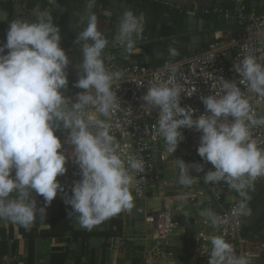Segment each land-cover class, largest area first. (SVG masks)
Returning <instances> with one entry per match:
<instances>
[{"label":"clouds","instance_id":"9594fccd","mask_svg":"<svg viewBox=\"0 0 264 264\" xmlns=\"http://www.w3.org/2000/svg\"><path fill=\"white\" fill-rule=\"evenodd\" d=\"M48 3L55 5L56 0ZM84 5L76 24L82 30L74 41L82 55L73 84L81 91L74 99L66 95L71 61L61 47V29L51 7L41 10L38 5L31 20L9 21L6 42L0 43V220L25 229L32 225L37 211L46 216V208L58 193L71 208L67 219L75 216L79 226L89 231L131 211L133 173H143L146 168L144 160L125 155L111 134V118L121 106L113 88L123 73L106 68L103 58L105 49L114 43L132 52L143 38L145 16L123 10L109 41L98 28L97 0H84ZM258 36L264 43V32ZM167 51L170 61L161 71L171 75L166 80L157 76L159 82L150 83L142 96V108L147 115L157 110L154 127L171 156L184 140L181 129L201 134L197 153L203 164L175 159L177 182L185 189L199 180L209 186L223 183L241 198L231 215L249 217L248 193L258 180H264V148L253 138V129L264 126V116L257 117L248 97L264 100V64L245 55L232 68L239 81L219 78L221 91L201 97L205 112L196 115L194 109L180 103L185 94L184 86L176 82L181 65L171 62L180 53L176 47ZM58 132L65 136L63 143ZM65 145L71 148L67 154ZM69 160L80 176L73 182L71 195L57 179L66 174ZM208 163L214 170L202 177L190 174V170L204 173ZM36 196L43 197L44 207H37ZM199 215L217 230L228 220L211 208H203ZM206 239L211 246L206 250L208 264H253L250 255L237 254L223 235Z\"/></svg>","mask_w":264,"mask_h":264},{"label":"crops","instance_id":"0c3cea01","mask_svg":"<svg viewBox=\"0 0 264 264\" xmlns=\"http://www.w3.org/2000/svg\"><path fill=\"white\" fill-rule=\"evenodd\" d=\"M241 2L247 8H253L256 11L264 10V0H97L95 12L98 17V28L103 31L109 41L115 34L118 17L125 9H132L137 13H143L146 19L145 31L143 38L137 42L132 52H125L120 44H110L105 52L111 53L120 62L119 67L131 63H138L150 67H160L164 62L170 60L168 55L169 47L179 49L183 42V49L186 54L183 58L190 57L195 54L206 52L209 47L216 43H222L235 33L234 20L231 16L224 18L219 14H214L215 8L233 12L237 4ZM39 5L41 10L52 8V15L57 26L61 29L62 41L64 47H79L74 43L77 33L82 30L77 27L79 15L84 10V0H56L55 5H49L48 0H0V13H3L5 19L0 20V36H3L9 27V21L21 18L24 20L33 19V10ZM194 12L195 16L191 17L177 10ZM51 10V9H49ZM209 14H204V11ZM181 47V48H182ZM70 65L68 72V90L66 94L75 90L74 82L78 79L76 65L82 62L81 51L68 54ZM176 59V58H175ZM175 159H181L176 156H169L165 163L161 166L162 174L165 178L176 179L178 169ZM191 159V158H189ZM200 160L201 158H192ZM186 161L187 159H182ZM186 163V162H185ZM208 170H214L213 166L208 163L205 165L204 173H196L190 170V174L196 177H202ZM198 187L206 188L212 186L205 185L202 180L197 182ZM217 198L207 196L201 200L200 205L182 206L181 212L177 213L178 229L167 239V243L172 251V256L162 261L149 264H196V259L190 251L191 237L201 226L205 220L199 215L203 208H211L218 215L228 211L232 194L227 185L221 183L216 185ZM189 193L188 189L183 188L179 184L175 188L164 189L162 195L169 198L172 209L175 211L183 203L185 196ZM248 206L251 209V215L244 217L242 234L246 240L243 245V253L250 255L253 264H264V235L261 233L263 221L260 212L264 210L260 205L264 201V180L255 185L254 190L248 193ZM259 200L258 204L254 202ZM162 197L156 195L150 197L141 205L146 213L155 214L160 210ZM49 211L46 208V216L38 212L36 224V235L27 240L21 235L22 227L16 225L8 231H0V264H27L30 257L31 264H50V256L52 253H61L66 249L75 250L79 241L71 240L65 237L63 242L58 243L53 239L45 238L42 232L47 229L50 219ZM114 216L112 218H115ZM125 218V217H124ZM127 220V222H126ZM126 227V235L129 241L141 247V255L152 244L151 229L152 225L147 224L142 216L133 215L124 219ZM76 230H84L75 225ZM103 243L102 239H90L87 245L91 248H99ZM112 249L105 248L98 250V259L103 264H131L130 261L124 260L122 263L118 261L119 244H112ZM259 246L257 252H253V247ZM137 253V252H136ZM13 256L16 261L13 263H4L3 257ZM75 255H71L69 260L64 264H75ZM77 264H89L85 257L78 258ZM140 264H144L143 262Z\"/></svg>","mask_w":264,"mask_h":264},{"label":"built area","instance_id":"2783aa9c","mask_svg":"<svg viewBox=\"0 0 264 264\" xmlns=\"http://www.w3.org/2000/svg\"><path fill=\"white\" fill-rule=\"evenodd\" d=\"M176 9L181 13L183 11L179 7ZM213 13L224 18L231 16L234 20L235 33L222 43L211 45L204 53L171 60L172 63H180L181 65L176 74V82L181 83L185 89V94H181V106L191 107L195 110L196 115L205 112L201 97L221 91L219 78L229 82L239 81L240 77L232 68L245 55L255 56L259 62L264 64V43L258 36V33L264 32V10L256 11L239 2L232 13L218 8H215ZM185 14L191 17L195 16V13L190 11H186ZM204 14H209V11L205 10ZM103 58L106 68L123 73L121 82L113 88L121 106L111 118L113 125L111 134L116 136L125 155H132L146 162L143 173H133V183L130 185V189L134 198V207L131 211L122 212V216L130 217L136 214L142 216L147 224L152 225V244L142 253V260L144 264L162 261L172 256L167 239L178 229L177 217L179 214L177 213L181 212V207L200 205L201 200L207 196L217 198V188L212 186L206 190V188L198 187L195 183L188 189L189 193L185 196L182 205L175 211L172 209L169 198L162 195L164 189L175 188L178 182L176 179H167L162 174L161 166L171 155L165 151L163 138L157 134L154 127L158 118L157 110H153L151 115L145 114L142 108L144 104L142 96L150 83L159 82L157 76L160 80H166L171 75L161 71L170 60L164 62L160 67L131 63L121 68L117 64L116 57L111 53H103ZM238 86L241 87L242 91L245 90L242 85L238 84ZM79 91L81 90L75 88L73 92L66 95L74 99ZM248 98L257 117L264 116V100H259L254 95H250ZM128 121L131 123L129 124ZM181 131L184 140L172 156L181 159L201 158L197 153L201 134L194 129H181ZM57 135L63 143L64 134L58 132ZM253 138L256 139L259 147L264 148V126L253 129ZM64 150L67 154L71 148L65 145ZM66 168V174L57 179L63 187H72L73 182L80 179L79 169L71 160L66 164ZM260 181L258 180L256 184ZM229 191L232 194L229 209L220 214L221 217H228L227 223L222 224L217 230L204 221L200 228L189 237V248L196 259V264H208L209 256L206 250H210L211 246L206 238L210 235H223L233 245L237 254L243 253V245L246 242L242 234L244 217L231 215L232 209L236 207L241 198L235 191L230 189ZM156 195L162 197L160 210L155 214L146 213L141 203ZM63 205L71 209L64 201ZM16 225L6 220H0V230L13 228ZM258 250L259 246L253 247L254 253ZM1 260L4 263H13L17 259L13 256H7Z\"/></svg>","mask_w":264,"mask_h":264},{"label":"trees","instance_id":"16d2710c","mask_svg":"<svg viewBox=\"0 0 264 264\" xmlns=\"http://www.w3.org/2000/svg\"><path fill=\"white\" fill-rule=\"evenodd\" d=\"M139 1V0H138ZM180 48L178 49L180 55L176 59H182L186 54V50L183 49L179 44ZM182 47V48H181ZM186 163H199L200 160L187 159ZM65 191L71 195V187L64 186ZM63 194L58 193L57 197L52 201L51 205L47 207L49 213V225L46 230L42 232V236L45 238L53 239L55 242L61 243L65 237H69L71 240L79 241L78 246L75 250L71 251L66 249L61 253H52L50 256V264H64L69 260L71 255H75L74 259L75 264H77L78 258L85 257L89 264H103L102 260L98 259V250L111 248L112 244H119L118 248V262L122 263L124 260L130 261L131 264H140L143 262L141 255V247L129 241L126 235V227L124 224V216L122 213L118 214L117 217L111 218L107 223L100 224L97 227L89 230H76L75 225L78 224L75 216L67 219L68 212L71 209L64 207L63 205ZM37 207H44L45 202L43 197L36 196ZM38 212L34 216V223L36 224V218ZM8 229H1L2 231H8ZM0 230V231H1ZM28 229L22 227L21 235L23 238H26L28 241L31 240L36 235V225L34 228L30 229V233H27ZM102 239L103 243L99 248H91L87 245V242L90 239ZM137 252V253H136ZM27 264H31L30 257L27 259Z\"/></svg>","mask_w":264,"mask_h":264},{"label":"water","instance_id":"95a60500","mask_svg":"<svg viewBox=\"0 0 264 264\" xmlns=\"http://www.w3.org/2000/svg\"><path fill=\"white\" fill-rule=\"evenodd\" d=\"M3 42H6V33L3 36H0V43H3ZM61 47L65 50V52H66L67 55L68 54H73V53L80 52V48L79 47H69V48H67V47H64L62 45H61ZM117 64L120 65V62L117 61ZM259 200L260 199L256 200L254 203L255 204H258L259 203ZM263 204H264V201H263V203L260 206L263 207ZM251 209H253V205H252ZM260 214H261L260 215L261 216V220L263 221V226H262V228H261L260 231H261L262 235H264V210L261 211Z\"/></svg>","mask_w":264,"mask_h":264},{"label":"rangeland","instance_id":"374dc122","mask_svg":"<svg viewBox=\"0 0 264 264\" xmlns=\"http://www.w3.org/2000/svg\"><path fill=\"white\" fill-rule=\"evenodd\" d=\"M125 218H127V217H125ZM126 222H127V220H126Z\"/></svg>","mask_w":264,"mask_h":264}]
</instances>
